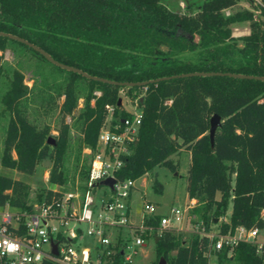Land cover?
I'll use <instances>...</instances> for the list:
<instances>
[{
  "label": "trees",
  "instance_id": "16d2710c",
  "mask_svg": "<svg viewBox=\"0 0 264 264\" xmlns=\"http://www.w3.org/2000/svg\"><path fill=\"white\" fill-rule=\"evenodd\" d=\"M237 2L202 0L199 11L190 15L169 10L161 0H0V32L20 37L57 62L94 77L62 69L26 44L0 35L1 52L7 48L29 52L68 77L57 93L58 98L63 96L57 135H50L49 125L39 128L28 119L21 106L30 92L24 75L18 69L8 75L0 54V78L8 81L1 100L11 113L0 166L32 176L36 166L49 158L48 183L65 186L71 128L65 119L71 116L81 123L78 155L83 148L91 150L79 167L85 182L107 116L105 106L114 107L112 123L130 116L118 104L119 92L125 90L129 99L137 100L142 119L116 178L136 181L157 167L174 173L179 163L171 157L183 150L190 154L185 192L199 204L191 210L198 220L207 227L215 224L230 206L222 233L237 227L264 230V81L219 75L171 77L192 72L264 77V0L256 5L258 15L252 9L223 13ZM245 21L249 33L232 36L233 24ZM103 80L146 85L126 87ZM77 81L85 83V91L78 89ZM80 99L82 106L74 114ZM213 114L219 115L220 125L211 145ZM49 136L52 144L47 142ZM151 187L162 193L156 178ZM52 196L59 194L48 189L31 200L29 185L0 176L1 208L7 204L30 211L33 202ZM158 223L157 216L144 225L155 228ZM209 251V242L198 235H191L185 244L178 233L163 232L155 241L153 264L160 260L208 264ZM215 255L216 264H264V255L250 243H239L231 254L223 249ZM121 260L117 251L112 264Z\"/></svg>",
  "mask_w": 264,
  "mask_h": 264
},
{
  "label": "built area",
  "instance_id": "2783aa9c",
  "mask_svg": "<svg viewBox=\"0 0 264 264\" xmlns=\"http://www.w3.org/2000/svg\"><path fill=\"white\" fill-rule=\"evenodd\" d=\"M94 94L99 96L101 93L94 91ZM134 102L129 108L124 107L130 116L120 119V123H112L114 107L105 106L107 116L81 191L52 190L59 196L33 202L30 211L11 209L7 204L0 207V264H112L117 251L122 257L120 264H136L135 258L145 247L148 237H153L155 243L163 232L182 231L185 222L189 224L186 229L190 235H198L209 242L208 264H216L217 252L227 249L231 254L241 242L255 245L258 253L264 251V245L257 242V229L237 227L222 233L221 224L228 222L218 223L216 230L212 227L218 224L207 227L200 220L190 222L188 212L195 208L196 200H190L185 209H171L166 215L157 214L154 204L142 202L140 223L129 222L135 181L118 180L116 173L138 137L142 111L137 100ZM86 152L91 154L89 149ZM108 178L115 181L112 189L97 187ZM98 188L107 190L105 199L97 198L94 191ZM157 216V227L144 225ZM85 237L93 241L91 247L82 245ZM52 245L56 246V255Z\"/></svg>",
  "mask_w": 264,
  "mask_h": 264
},
{
  "label": "rangeland",
  "instance_id": "374dc122",
  "mask_svg": "<svg viewBox=\"0 0 264 264\" xmlns=\"http://www.w3.org/2000/svg\"><path fill=\"white\" fill-rule=\"evenodd\" d=\"M260 0H238L237 4L231 8L223 10L224 14H230L241 9H252L258 15L259 10L256 5ZM161 2L171 11L183 14H195L199 11L202 0H161ZM249 33L248 22L235 23L232 26V36L238 37ZM241 45V42H239ZM164 48V47H163ZM2 54V65L10 74L12 69H18L24 75V83L29 87V94L22 100L21 106L24 109L28 119L37 127L41 128L44 125L50 126V135H57V127L61 117L60 104L63 101V96L58 98L57 93L63 89L68 77L65 73L59 72L54 67L32 55L29 52H21L7 48ZM7 78H0V157L2 154L3 138L11 113L5 108L1 97L7 88ZM77 86L80 91L86 90V85L82 81H77ZM122 107H130L135 104L134 100L127 97L125 90L119 92ZM93 104L94 102L91 101ZM82 106V99L78 102V107L74 114ZM66 122L70 124V146L65 160V172L67 175V183L63 187L52 186L48 183L51 161L49 158L42 160L35 169L32 176H24L12 170L3 169L0 166V176L19 180L30 186L31 200L36 199L37 194L45 190H57L59 192L81 191L84 182L79 176V167L83 160L89 155L86 152L87 148H83L79 152V138L81 137V123L76 121L71 116H66ZM176 156V155H175ZM180 165L176 172H171L164 167H157L150 173L142 176L135 182V188L131 193L130 198V217L129 222L133 225L140 223V213L142 202H150L156 207L155 212L161 215L169 214L171 209H185L188 204L186 197L185 185L188 163L185 155H181ZM177 157V156H176ZM175 157V158H176ZM173 158V161L179 163V159ZM79 160V163H78ZM79 164L76 168V164ZM154 178L162 185V193H156L151 185ZM105 188H98L94 191L98 199H105ZM196 204V208L198 206ZM230 206L220 221L228 222L230 216ZM199 216L188 212V219L195 223ZM221 224V223H220ZM188 223L185 222L183 230L178 234L183 243L188 244L190 232L187 231ZM219 224L213 230L218 228ZM125 231H123L124 233ZM124 236V234H122ZM126 236V234H125ZM145 247L141 249L139 255L135 258L136 264H153L156 260L155 243L153 237L146 239ZM257 242L264 245V230L259 231ZM82 245L91 247L93 241L87 237L82 242ZM264 255V251L261 252Z\"/></svg>",
  "mask_w": 264,
  "mask_h": 264
},
{
  "label": "water",
  "instance_id": "95a60500",
  "mask_svg": "<svg viewBox=\"0 0 264 264\" xmlns=\"http://www.w3.org/2000/svg\"><path fill=\"white\" fill-rule=\"evenodd\" d=\"M0 35H3V36H7L11 39H14V40H17L21 43H24L26 44L27 46L31 47L33 50L39 52L44 58H46L48 61H50L52 64L62 68V69H65V70H68V71H72V72H76L78 74H81L82 76L84 77H87V78H94V77H91L90 75H88L87 73L81 71L80 69H77V68H74V67H70V66H67V65H64L60 62H57L56 60H54L53 58H51V56L45 52L44 50L40 49L39 47L27 42L26 40L20 38V37H17V36H14V35H11V34H6V33H2L0 32ZM206 76V75H219V76H230V77H235V78H247V79H258V80H262L264 81V77H261V76H251V75H242V74H235V73H229V72H225V73H221V72H192V73H183V74H179V75H174V76H171V77H177V76H180V77H183V76ZM103 81H106V82H109V83H113V84H121L123 86H126V87H131V86H145L146 85V82H135V83H117V82H114V81H108V80H103ZM118 104H121V99L119 98L118 99ZM210 128H209V137H210V143L211 145H213V138H214V134H215V131L216 129L219 127L220 125V117L219 115L217 114H213L210 118ZM53 137L52 136H49L47 138V142L52 144L53 143ZM114 179L112 178H108V179H105L103 181H101L100 183L97 184V187L99 186H106L110 189H112V186L114 184ZM52 248H53V254L56 255L57 252H56V246L55 245H52ZM159 264H165V261L164 260H160V263Z\"/></svg>",
  "mask_w": 264,
  "mask_h": 264
},
{
  "label": "crops",
  "instance_id": "0c3cea01",
  "mask_svg": "<svg viewBox=\"0 0 264 264\" xmlns=\"http://www.w3.org/2000/svg\"><path fill=\"white\" fill-rule=\"evenodd\" d=\"M181 155H185V158H186V162L188 163V165H189V163H190V154L188 153V152H185V151H180V153H178V155H173L171 158L173 159V158H175V159H179V165H180V158L182 157ZM136 182V181H135ZM187 197V196H186ZM188 199V198H187ZM188 201H190L189 199H188ZM158 214V213H157Z\"/></svg>",
  "mask_w": 264,
  "mask_h": 264
}]
</instances>
